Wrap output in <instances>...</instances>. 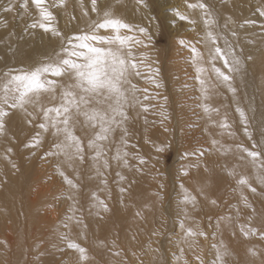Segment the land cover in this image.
Segmentation results:
<instances>
[{
	"label": "rangeland",
	"instance_id": "374dc122",
	"mask_svg": "<svg viewBox=\"0 0 264 264\" xmlns=\"http://www.w3.org/2000/svg\"><path fill=\"white\" fill-rule=\"evenodd\" d=\"M216 1L217 2H214L210 5L204 0H140V2H138V0H96V10L93 11L92 0H47L45 6L49 11L52 12L53 16L55 17L53 27L56 29V31L62 34L61 37L53 35L52 32H45L39 26L32 27L33 24L38 25L39 13L35 6L32 4L31 0H27V10L23 7L25 0H0V75L6 72L18 73L21 70L28 71L35 68L36 66L40 65L43 62H46L49 58L54 57L58 52H60L61 45L65 44L68 39L75 35H79L83 32L88 31L90 25L93 22L99 21L103 18L105 11L110 12L113 17L117 16L118 11H122L121 20L124 23L129 24L132 28V32L124 34L134 35L135 33V35H137L135 37L143 41V44H138L137 46H135V48L138 52L143 51L146 55V62L143 63L140 57L138 58L137 62L139 63L140 61L139 64L142 69V72L141 70H139L141 73L140 76L142 77V79H145L142 85H149H147L148 88L146 87V85L144 86L146 88H144L140 84V87L137 86V89L139 98L142 102L147 103L146 105L149 107V113L151 115V122L147 127V130L149 132L148 134H150V131L157 130L156 133H152L153 137H149L147 135V137L144 138V130L142 135L136 128V134L139 135H136V137L134 136V140L132 139V146L131 150H129L128 152L127 161L130 167V171H134L135 182L134 184H132V186L134 189L135 187L138 189V194L136 196L137 199L131 205V214L133 216L131 215L125 221H123L121 216L118 215L116 209L117 206H115L116 200L114 196L116 188L119 185L116 182V173L119 169V166L118 164H116L117 161L115 158L113 143L109 146L108 152H104L106 155H104L103 159H106L108 161V167L104 168L101 166L100 172L103 174L100 175L97 173V171H95L97 170L96 166L98 164L97 161L93 160V156L95 155V153L91 155L92 152H90L89 148L87 147L89 141L81 140L85 149L83 152V160H76L75 162H73V165L74 163L76 164L77 162H79L80 166L76 169L72 165L73 170H70L71 166L69 167V169L63 168L62 166L65 167V165L60 164V162H58L55 158L51 159L52 157L48 156L49 152L54 150L55 148V143H52V145L49 143L50 133L44 140L45 142H40L42 145L39 144L38 147H33V149L29 151L24 150V143L32 144L34 138L36 137V129L32 128L28 136L24 139L19 138V135H21L20 132H22L20 128H17V134L12 135V133H10V136H7L8 143L5 147V152L7 154L6 157H8L6 161L7 185L3 189L1 188L5 196L4 199L6 204L5 202H0V250H3L0 251V255H2L0 256V264H14L17 261L19 262H17V264H23L24 262V264H34L35 262V264H68V262L70 264H72V262L73 264H123V262L124 264H218L216 252L217 248H220L223 252L227 251L228 254H236L238 250H241V247L245 250L244 247H246V245H249L248 247L255 249L257 248V246H259V249H257L259 251L254 255L256 258L258 257L260 259L264 257V253H262L260 250V245L264 243V238H262L264 237V221H254L252 219L253 216L249 218L246 215V219L245 221H243L244 217L242 216V213V217L240 218L241 220L237 218L235 223L231 218H227L230 215V210L224 208L223 205L226 204V202L230 201V204L233 203L235 205L244 202L245 207L247 200H249L244 195V189L246 185H243V190L240 191L239 194V192L236 190L233 180H231V174L227 172L226 168L221 167V165H219V162L213 163L212 161L211 164L209 159H212V154H210V157L207 156V154L211 153V151L203 149L206 145V142L200 139V136L196 137L195 135H193V131L196 130L197 125V122L194 120L197 116H199L198 108H196L198 97L195 91V83L193 81L195 75L192 74V71H190L186 64L181 63L183 60L189 61V56H186V59L184 58L182 60H178V56L176 55L175 50L177 48L174 41L178 40V36H176V31L173 26L180 25L182 28L185 26L184 21H182L175 13L178 11L180 15L186 16V7H188L189 4L196 3H204L206 5L208 4L207 10L216 9L214 11L216 13L218 11L217 9H219V7L221 6L223 7L224 4L226 6V3L229 0ZM6 7L12 8V10L6 11ZM227 8L231 14L230 30L232 34L235 35L236 39L233 43V46L236 48L238 58L242 64V68H245L246 72L252 74L251 77L253 81V88L251 89V91H253L252 94H250L252 96V98L250 99L252 100L251 107H253L256 112L264 111V74L263 77L260 76V70H262V73H264V21H261L260 23L257 19L261 11H264V0H237V2L232 5L231 8H229V6ZM198 9L202 10L199 7ZM85 13H87V15H85ZM259 24H262L263 26H259ZM140 28L146 29L148 35L145 36L144 34L140 33ZM185 30V35L188 34V37H193V39H195L196 41L198 40L199 42L204 33L200 28L195 30L192 25H190V27L188 26V28H185ZM261 32L263 33L262 35ZM259 34L261 35V38L263 37L262 40H259ZM252 43L253 46H251ZM144 45H147L148 47H145ZM241 54L243 55V57ZM206 68L208 67L206 66ZM209 72H206L207 74H205L208 75L206 85L208 88L209 101L211 103V106L215 109V111H213L212 113V121L220 124V121L225 122L226 120L228 122L227 124L229 125V123H231V120H233V117H229V115L226 116L224 110L219 109V101L220 99L224 98V96L226 97V94L219 88L215 87V84L212 83V78H209ZM180 76L182 77V79ZM175 80H177L178 82ZM157 85H159V87H156ZM181 86H184V88H180ZM149 87H151L152 89L150 88V90ZM176 88H178L179 92ZM152 90L153 92L156 91L154 92L155 94L151 92ZM189 90L192 93L189 92ZM192 95L194 96L192 97ZM181 96H183L184 98H181ZM176 98H181L182 101L181 99L178 100ZM185 99L189 100L186 101ZM157 100L158 102H156ZM5 109L6 111L10 110V108L7 106H5ZM183 113L186 115H184ZM222 118L223 120H221ZM177 120L180 122V126L177 125ZM248 120L249 119L246 117V122L249 125L250 130L249 134H253L251 137L255 138L256 136H254V132L252 129L253 122L252 120ZM189 122H191L193 127ZM185 125L190 126L184 129ZM184 132H187L188 134L187 139H184ZM168 133L169 135L172 134V136H169ZM75 134L78 136L80 133L78 130H75ZM223 134H225V138L227 137V134L228 136L230 135V137H228L230 140L233 138L239 143V149L229 151V154L235 159L237 157H243L244 152L242 153V155L240 154V151L242 152L244 148V144L242 143L240 137V130L236 129L235 127H231L229 131H226V133L224 131ZM180 135L183 136L181 137ZM191 135L192 137H190ZM10 138L12 139V141L9 140ZM171 140H173V142ZM255 142L257 143V141ZM194 143H196L198 146L196 144L192 146ZM49 146L50 148H47ZM241 148L242 150H240ZM184 150H186L185 155L183 154ZM109 151L111 153H109ZM17 156H19L20 158L17 159ZM26 159L28 161H26ZM103 159L99 162L100 164H102ZM179 159H182L184 164H181L182 162ZM141 160H143L144 162L141 163ZM15 161L16 163L18 162V165L15 163ZM199 163L200 165H198ZM209 163L211 167H209ZM58 165L62 166L59 167ZM186 166L188 167V169L185 168ZM10 167L11 169H9ZM58 167L60 168V170H64L65 173L68 174L65 175L68 178L72 179L74 183H78V188L73 189L69 187L65 183V181L63 183L64 179L62 177L60 178L59 172L56 171ZM228 167L230 166H227V168ZM223 169L225 170V174L223 172ZM187 170L203 173V177H208L209 181V190L206 191V194L197 193L196 195H194V193L189 190L190 188L186 189L187 193L190 192L189 194L192 197H195V199L197 198L195 201L198 202L197 206H194L193 208V213L188 215L190 218L189 221L187 220L188 216L185 214V207H183L185 205L182 202L183 188L181 187L184 184L188 183V178H186L187 176L185 177V174H183V172ZM10 171L12 172L9 173ZM190 171L189 173H192ZM69 172L71 173V175ZM77 172H79V174ZM131 175L133 174L131 173ZM93 176L95 177L93 178ZM179 176L182 179L179 178ZM37 178H40L38 180L41 181H36ZM183 178H186V180H184ZM240 178L243 177H238L236 178V180H239ZM97 181L99 182L97 183ZM40 185L43 187H41ZM247 185V189L251 187L250 181H248ZM66 188H68L69 190H65ZM71 189H73V191H71ZM122 189H125V185L122 186ZM56 192L57 195H55ZM75 192L78 194V196H76L77 194ZM237 193L238 198L236 197ZM37 194L40 196H38ZM71 194L74 195L73 198ZM80 194L82 195L79 197ZM95 194L97 197H99V199H102L105 202L108 208L107 211H104L97 206L96 208H93L95 205H97V200L93 198ZM108 194L112 195L109 199H107L106 197ZM52 196L53 200L52 198L48 200ZM240 196H242L243 198H240ZM28 197H31L30 200H27L29 199ZM204 197L206 200L203 199ZM208 197L211 199L212 203L210 202V200H207ZM76 198H78V200H76ZM71 199L77 201L79 204H77L75 201H71ZM212 200L215 201L216 204L213 203ZM260 200L256 199L255 201H257V203H260ZM39 201H41L40 207L36 208L39 205ZM46 201L48 202L46 203ZM73 202H75V204H73ZM80 202L85 207H82ZM68 203H70L71 205L69 206ZM221 203L223 204L221 205ZM72 205H77L78 207L75 208V206L73 207ZM41 208L43 209V211ZM74 208L76 209V211ZM82 208L84 209L82 210ZM231 208H233V206ZM66 209L70 210L68 211ZM71 209H74V211H72ZM36 211H39L40 213ZM95 211L99 212L94 213ZM19 213L23 214L20 215ZM73 214L74 217L76 215L77 217L74 218ZM94 214H96V216H94ZM97 214L99 217L97 216ZM183 214L186 215V217H184ZM62 217L64 218V220H62ZM92 217H95L94 219H96L97 221L93 222ZM67 218H69V220ZM18 220L20 221L18 222ZM70 221H74L75 224L71 223ZM186 221L189 226L188 224H186ZM80 222L83 223L80 224ZM243 222H245L246 224ZM30 223L31 227L29 226ZM78 223L79 225H77ZM14 224L18 226H15ZM181 224L185 225V228H181ZM241 224L245 225L242 226ZM95 225L97 227L96 232ZM77 226H79L80 230ZM69 227L71 231L69 230ZM75 227H77L79 231L82 230V232L79 233V231ZM190 227L195 235H193L192 237L190 236L191 241L187 243L185 247L181 248L180 232H182L184 229H189ZM242 227L245 232L247 231L249 236L245 235L244 231H241ZM21 228L22 231L20 230ZM67 229L69 232L67 231ZM16 230L18 232L21 231L22 233H20L22 234V236H24V238L21 236V234L16 235L18 233ZM37 230L39 232H37ZM66 231L68 232V234ZM200 233H203V235H201ZM73 234H76V239L74 238L72 240V238L74 237ZM81 234L83 235L82 238L85 243H83V240L81 239ZM64 235L67 236L65 237ZM246 236L248 238H246ZM20 237L21 239H19ZM64 238L67 240L65 241ZM13 239H15L16 241L18 239L21 240L20 246L23 247H21V250L20 247H17L19 246L18 243L20 241L18 240L19 242L17 241V243ZM13 241H15L18 245ZM94 241L96 244L94 243ZM233 241L235 242L233 243ZM67 242L78 243L85 249L87 247L86 250L89 259L86 262H82L80 258L78 259L79 253H77L75 250H67ZM254 242H256L257 244H252ZM190 243L192 244L190 245ZM236 244L238 245V247L236 246ZM26 246L28 247L26 248ZM29 246L31 247V249ZM65 246H67V249ZM230 247H232L234 250L236 249V251H234ZM18 249L21 252H18ZM51 249L52 251H50ZM181 249H183V252H181ZM228 249H230V252H228ZM13 251H15L14 253L16 255H13ZM17 253H19L18 257ZM73 253H76L75 255L77 257L74 256ZM26 254L28 256H26ZM114 254L115 256H113ZM248 254L251 258H255L254 256H252V254ZM69 255H71L72 260L69 258ZM132 255L133 257L130 258V256ZM38 256H40V258ZM226 256H223L224 264H241L240 261H233L232 258H228ZM197 257H199V259H197ZM20 258H22V262L20 261ZM13 259H17V261ZM126 259L129 263L126 261ZM131 259L133 260V262L131 261ZM99 261L101 263H99Z\"/></svg>",
	"mask_w": 264,
	"mask_h": 264
},
{
	"label": "snow or ice",
	"instance_id": "6c2138e0",
	"mask_svg": "<svg viewBox=\"0 0 264 264\" xmlns=\"http://www.w3.org/2000/svg\"><path fill=\"white\" fill-rule=\"evenodd\" d=\"M31 2L39 13L38 25L33 24L32 27L39 26L45 32H52L53 35L62 37V34L53 27L55 17L45 6L47 0H31ZM92 4L93 11H95L96 0H92ZM23 7L27 10V0H25ZM188 7H199L204 10L206 17L204 25L208 30L202 37V41L208 48L207 56L211 66L210 70L218 81L228 84L230 90L235 92V89L231 88L230 81L232 80L231 73L240 69L239 58L231 48L225 51L219 45L218 35L211 30V26L216 21L211 18V14L207 11V5L198 3L189 4ZM5 10L11 11L12 8L6 7ZM175 14L181 20H188V17L180 15L178 11ZM261 15H264V11H261ZM189 23H194V21H189ZM102 31L104 34H101ZM130 32H132V28L129 24L105 11L101 20L93 22L88 31L68 39L65 44L61 45V51L46 62L28 71L6 72L0 75V134L4 132V117L8 115L5 106L25 109V105H39L42 113V122L38 125L39 129L43 133L52 130L53 135L58 138L54 144L56 151L50 154L63 156L65 163L72 166L74 161L83 160L84 145L81 138L75 134V128L80 123L79 118L83 117L84 124L89 129L95 130L87 147L95 150L93 160L98 162L97 173L102 175L100 167H108V161L103 159L105 153L102 142L109 140L112 133L124 125L128 119L126 109L138 102L135 95L136 86L131 83L130 77L140 75V65L137 63L132 49L137 44H143V41L132 35L122 34ZM139 32L145 36L148 35L144 28H140ZM180 43L185 44L184 41H180ZM227 43L225 40L226 45ZM144 46L147 47V45ZM185 47H188L191 52L190 62L195 68V78L201 85L202 97L207 99L208 88L205 86L204 74L209 69L200 63L204 59V55L193 45H185ZM217 60L223 62L222 68L226 69L227 72L216 66ZM45 96L49 101L58 100L59 102L44 107L40 101ZM202 107L205 113L212 111L207 105H202ZM237 111L242 120L246 122L245 113L239 108ZM28 115L31 116L32 114L28 113ZM28 123L31 124V120ZM221 126L227 128L228 124L225 121ZM40 135V133L37 134L30 145L31 147L39 146ZM213 143L216 142L213 141ZM243 150L253 163L260 157L259 152ZM127 155V152L121 154L118 150L115 158L121 160ZM102 159L103 162L100 164ZM123 162L127 166V160L123 159ZM143 162L141 160V163ZM261 167H264V161L261 162ZM57 171L69 187L78 188V185L68 178L59 167ZM237 182L240 185L248 184L246 178H240ZM261 183H264V179H261ZM251 190L255 192V188ZM95 199L97 200V207L104 211L108 210L102 199L99 197H95ZM194 201L195 197H192L185 190L182 202L187 204ZM181 228H184L183 224H181ZM241 231H244L243 227ZM200 234L203 235V233ZM186 235L193 236L195 233L189 228L186 230ZM245 235L248 233L245 232ZM68 248L79 253L82 262L89 259L87 250L79 244L69 242ZM216 252L218 264H224L223 256L226 253L220 248H217Z\"/></svg>",
	"mask_w": 264,
	"mask_h": 264
},
{
	"label": "bare ground",
	"instance_id": "6f19581e",
	"mask_svg": "<svg viewBox=\"0 0 264 264\" xmlns=\"http://www.w3.org/2000/svg\"><path fill=\"white\" fill-rule=\"evenodd\" d=\"M205 2H207V3H209L210 5L211 4H213L214 2H217L216 0H204ZM237 2V0H229L227 3H226V6H225V4L223 5V7L221 6V7H219V9H217L218 11L215 13L214 11L216 10H212V9H208L207 11L211 14V18H214L215 19V21H216V23L213 25V26H211V30L214 32V33H216L217 35H218V37H219V45L222 47V48H224L225 49V51H227V49L228 48H231L234 52H235V54H236V56L238 57V54H237V51H236V48L233 46V43H234V41L236 40L235 39V35L234 34H232V32H231V30H230V21H231V14H230V12H229V10H228V6H229V8H231L232 7V5H234L235 3ZM197 4V3H196ZM208 5V4H207ZM211 7V6H210ZM215 7V6H214ZM121 12L122 11H118V13H117V16L115 17V18H118V19H120L121 20ZM186 17H188V20H182V21H184V24H185V26L182 28L180 25L178 26V25H175V26H173L174 28H175V31H176V36H178V40H175L174 42H175V46H176V48L177 49H175L176 50V55L178 56L177 57V59L178 60H182V59H184L186 56H189V61H182L181 63H183V64H186V66L190 69V71H192V74L193 75H195V77H196V72H195V68L192 66V64H191V62H190V60H191V52H190V50H189V48L188 47H185V45H193V46H195V47H197L200 51H201V53L204 55V59L202 60V61H200V63H202L203 64V66L204 67H208L209 69L211 68V66H210V64L208 63V56H207V51H208V48L205 46V44L203 43V41H202V37L205 35V33H206V31L208 30L206 27H205V25H204V19L206 18L205 17V15H204V11H202V10H199L198 9V7L197 8H189V7H186ZM259 14V13H258ZM257 19H258V21L261 23V21H264V15H261V13L258 15V17H257ZM189 21H194V23H189ZM233 22V21H232ZM190 25H192V27L195 29V30H197L198 28H200L204 33H203V36L201 37V40H200V42L198 41H196L195 39H193V37H188V34H186L185 35V31L187 30H185V28H188V26L190 27ZM262 24H259V26H261ZM251 26V25H250ZM263 26V25H262ZM249 27V26H248ZM254 27H255V25H254ZM264 27V26H263ZM246 28V27H245ZM261 28V27H260ZM200 30V31H201ZM183 31H184V33H183ZM201 31V32H202ZM103 32V31H102ZM194 32V31H193ZM257 32V31H256ZM101 34H103V33H101ZM122 34H124V33H122ZM195 34V33H194ZM202 34V33H201ZM254 34V33H253ZM263 33L261 32V35H262ZM261 35L259 34L258 35V37H259V40H262L263 39V37L261 38ZM132 36H137V35H135V33H134V35H132ZM175 36V37H176ZM252 36V35H251ZM174 37V38H175ZM251 38V37H250ZM225 40H227V45L225 44ZM180 41H184L185 42V44L184 45H182L181 43H180ZM248 42V41H247ZM255 42H257V41H255ZM171 43V42H170ZM197 43V44H196ZM250 43H251V41H250ZM145 44V43H144ZM249 44V43H248ZM255 44H257V43H255ZM255 44H254V46H255ZM260 44V43H259ZM138 45V44H137ZM137 45H135V46H137ZM135 46L133 47V49H132V51H133V55L135 56V58H136V61H138V58L140 57V59L142 60V62L144 63V62H146L145 61V54H144V52L143 51H137V49L135 48ZM248 46V45H247ZM251 46H253V43H252V45ZM260 46V45H259ZM148 47V46H147ZM261 47H263V46H261ZM145 48V47H144ZM143 48V49H144ZM174 48V47H173ZM252 48V47H251ZM254 48V47H253ZM258 49V48H257ZM260 50V49H259ZM258 50V51H259ZM264 51V50H263ZM252 52V51H251ZM260 53H262V52H260ZM264 53V52H263ZM242 55V54H241ZM261 56V55H260ZM263 56H264V54H263ZM242 57H243V55H242ZM186 59V58H185ZM242 59V58H241ZM244 59V58H243ZM252 60H253V58H252ZM149 61V60H148ZM174 62V61H173ZM138 63V62H137ZM139 63H140V61H139ZM138 63V64H139ZM142 63V64H143ZM157 63V62H156ZM180 63V64H181ZM216 66L217 67H221L222 68V64H223V62L222 61H220V60H217L216 62ZM175 64V63H174ZM140 65V64H139ZM246 66V65H245ZM154 67V66H153ZM182 67V66H181ZM180 67V68H181ZM186 67V68H187ZM147 68V67H146ZM249 68V67H248ZM145 69V68H144ZM167 69V68H166ZM183 69V68H182ZM182 69H181V71H182ZM139 70H141V72H142V69H141V67H139ZM222 70H224L225 72H227V70L226 69H223L222 68ZM167 71V70H166ZM181 71H180V73H181ZM145 72V71H144ZM156 72V71H155ZM169 72H171V71H169ZM209 72V71H208ZM207 72V73H208ZM206 73V74H207ZM210 74H209V78H212V83H214L215 84V87H217V88H219L222 92H224L225 94H226V97L224 96V98H222V99H220V101H219V109H222V110H224V112H225V114H226V116L227 115H229V117H233V120H231V123H229V125H228V127L227 128H225V127H222L221 125L224 123V121H220V124H218V123H215V122H213L212 121V113H213V111H215V109H214V107H212L211 106V103H210V101H209V97L207 98V99H204L203 97H202V94H201V91H200V89H201V85L199 84V82L197 81V79L196 78H194V83H195V91H196V93H197V97H198V102H197V104H196V108H198V114H199V116H197L196 117V119L194 120V121H196L197 122V125H196V130H194L193 131V135H195L196 137H198V136H200V139H202V140H204V142H206V145H205V147L203 148V149H206L207 151H211V153H209V154H207V156H209L210 157V154H212V159H209L210 160V162H211V164H212V161H213V163L215 162H219V165H221V167H224V168H226L227 169V172H229L230 174H231V180H233V183H234V185H235V187H236V190L239 192V194H240V191H242L243 190V185H240V184H238V180H236V178H238V177H243V178H246L247 179V181H250V183H251V187H249L248 189H247V186L248 185H246V187H245V191H244V195H245V197L247 198V199H249V200H247V203H246V205H245V207H244V202H241L240 204H238V205H235V204H230V201H228V202H226V204H224L223 206H224V208H227L228 210H230L229 212H230V215L229 216H231V217H227V218H231L233 221H234V223H235V221H236V219L237 218H241L242 216L244 217V220L243 221H245V215L246 216H248L249 218L251 217V216H253L252 217V219L254 220V221H257V220H259V221H264V183H261V179H264V167H261V162L262 161H264V111H259V112H256L254 109H253V107H251V102H252V100H250L251 98H252V96L250 95V94H252V91H251V89L253 88L252 87V83H253V81H252V74L251 73H248V72H246L245 71V68L243 69L242 68V64H240V69H239V71H236V72H234V73H231V76H232V80L230 81V85H231V88H234L235 89V91L236 92H233V91H231L230 90V88H229V85L228 84H225V83H223V82H221V81H218L216 78H215V75H214V73H212L211 72V70H210V72H209ZM141 74V73H140ZM146 74V73H145ZM206 74H204V79L206 80V83H207V77H208V75H206ZM263 74L264 73H262V70H260V76L261 77H263ZM181 75V74H180ZM173 76H174V74H173ZM172 76V77H173ZM176 76V75H175ZM181 77V76H180ZM179 77V78H180ZM130 79H131V83L133 84V85H135L136 86V92H135V95H136V98H137V103H135V104H133L132 106H130V107H128L127 109H126V111H127V115H128V119L124 122V125L121 127V128H118V129H116L113 133H112V135L110 136V138H109V140H107V141H104V142H102V144H103V148H104V152L106 153V152H108V148H109V146L113 143V147H114V153H115V157H116V153H117V151L119 150L120 152H121V154L123 153V152H129V150H131V146H132V139L134 140V136L136 137V130L138 129V131H139V133H141L142 135H143V130H144V135H145V137L144 138H146L147 137V135L149 136V137H153V134L152 133H156L157 132V130H153V131H150V134H148L149 132H148V130H147V127L150 125V122H151V115H150V113H149V107L146 105L147 103H145V102H142L141 101V99L139 98V95H138V89H137V86H139L140 84L142 85L143 83H144V80L145 79H142V77L139 75V76H132V77H130ZM173 79V78H172ZM181 79H182V77H181ZM184 79V78H183ZM186 80V79H185ZM191 80V81H192ZM150 81V80H149ZM175 81H177V80H175ZM181 81V80H180ZM178 82V81H177ZM188 82V81H187ZM148 83V82H147ZM183 83V82H182ZM181 83V84H182ZM189 83V82H188ZM166 84V83H165ZM164 84V85H165ZM146 84H144V86H145ZM147 85H149V84H147ZM146 85V87L148 88V86ZM151 85V84H150ZM152 85H154V84H152ZM171 85V84H170ZM179 85V84H178ZM185 85V84H184ZM188 85H190V84H188ZM143 85H142V87H144ZM206 87H207V85H205ZM140 87V86H139ZM146 87H144V88H146ZM152 87V86H151ZM151 87H149V89L151 88ZM154 87V86H153ZM157 87V86H156ZM161 87V86H160ZM184 88V86H181L180 88ZM190 87H192V86H190ZM173 88V87H172ZM179 88V87H178ZM178 88H176L177 89V91L179 92V90H178ZM182 88V89H183ZM152 89V88H151ZM150 89V90H151ZM154 89V88H153ZM181 89V90H182ZM189 89V88H188ZM163 90V89H162ZM185 90V89H184ZM183 90V91H184ZM187 90V89H186ZM192 90V89H191ZM59 91V90H58ZM193 91V90H192ZM143 92V91H142ZM145 92V91H144ZM151 92H153V90L151 91ZM154 92H156V91H154ZM153 92V93H154ZM173 92V91H172ZM177 92V93H178ZM189 92H191L190 90H189ZM188 92V93H189ZM185 93V92H184ZM192 93V92H191ZM145 94V93H144ZM148 94V93H147ZM152 94V93H151ZM155 94V93H154ZM165 94V93H164ZM221 94V93H220ZM238 94V95H237ZM141 95V94H140ZM182 95V94H181ZM187 95V94H186ZM167 96V95H166ZM185 96V95H184ZM189 96H191V95H189ZM194 95H192V97H193ZM158 97V96H157ZM156 97V98H157ZM183 96H181V98H182ZM187 97V96H186ZM155 98V97H154ZM181 98H179V99H181ZM184 98V97H183ZM188 98V97H187ZM195 98V97H194ZM212 98V97H211ZM160 99V98H159ZM176 99H178V98H176ZM178 99V100H179ZM193 99V98H192ZM165 100H167V99H165ZM164 100V101H165ZM173 100V99H172ZM186 100V99H185ZM189 100V99H188ZM188 100H186V101H188ZM191 100V99H190ZM181 101H182V99H181ZM194 101V100H193ZM59 101L57 100V101H49L48 99H47V97L45 96V97H42V99H41V101H40V103L44 106V107H47V106H51V105H53V104H56V103H58ZM156 102H158V100L156 101ZM160 102V101H159ZM161 102H162V100H161ZM160 102V103H161ZM190 102V101H189ZM195 102V101H194ZM177 103H179V102H177ZM186 104H190V103H186ZM192 104V103H191ZM195 104V103H194ZM161 105H163V104H161ZM175 105V104H174ZM179 105V104H178ZM183 105V104H182ZM202 105H207L210 109H212V111L211 112H209V113H205L204 112V109H203V107H202ZM186 106V105H185ZM158 107H160V106H158ZM164 107V106H163ZM177 107V106H176ZM257 107V106H256ZM10 108V107H9ZM155 108V107H154ZM178 108V107H177ZM180 108V107H179ZM192 108H193V106H192ZM241 109L244 113H245V116L249 119V120H252V122H253V127H252V129H253V132H254V136H256L255 138H253V137H251L252 135H250L249 134V125L247 124V122H245L244 120H242V118H241V116H240V113L237 111V109ZM145 109H147V110H145ZM189 109V108H188ZM6 110V109H5ZM193 110V109H192ZM178 111V110H177ZM196 111V110H195ZM8 112V115L7 116H5L4 117V123H5V128H4V132H3V134H0V202L1 203H4L5 202V196H4V194H3V192H2V190H1V188L3 189L6 185H7V177H6V173H7V164H6V161H7V159H8V157H6L7 156V154H6V150H5V147H6V144L8 143L7 142V136H10L9 134L10 133H12V135H15V134H17V128H20V130L22 131V132H20L21 133V135H19V138L20 139H24L25 137H27L28 136V134L30 133V131H31V129L33 128V129H36L35 130V136H37V134L38 133H40L41 135H40V140H41V143L42 142H45L44 140L46 139V137H47V135L50 133V137H49V143L52 145V143H55L56 141H57V137H55L54 135H53V132H52V130H50L49 132H47V133H43L42 132V130L41 129H39V127H38V125H39V123H41L42 122V113L40 112V108H39V105H33V104H29V105H25V109H19V108H10V110L9 111H7ZM28 113H31L32 115L31 116H29L28 115ZM184 114V113H183ZM194 114H195V112H194ZM216 114V113H215ZM224 114V115H225ZM184 115H186V114H184ZM196 116V115H195ZM161 119V118H160ZM29 120H31V124H29L28 123V121ZM79 120H80V123L76 126V128H75V130H78L79 131V135H78V137H80L81 138V140H86V141H89L91 138H92V136H93V132L95 131V130H93V129H89L85 124H84V121H83V117H80L79 118ZM187 120V119H186ZM221 120H223V118L221 119ZM248 120V121H249ZM176 121V120H175ZM185 121V120H184ZM226 121V120H225ZM171 122V121H170ZM227 122V121H226ZM190 123V125H192L191 124V122H189ZM228 123V122H227ZM194 124V123H193ZM166 125H168V124H166ZM177 125L178 126H180V122L177 120ZM190 125H185L184 126V129H186L188 126H190ZM195 126V125H194ZM154 127V126H153ZM176 127V126H175ZM192 127H193V125H192ZM231 127H235L236 129H239L240 130V133H241V141H242V143L244 144L243 146H244V148L243 149H247L248 151H256V152H259L260 153V158H258V160L255 162V163H253V161H252V159L250 158V157H248L247 156V153L243 150L242 152L240 151V154L242 155V153L244 152V155H243V157H237L236 159L235 158H233L230 154H229V151H233L234 149H239V146H238V141H236L235 139H229L228 137H230V135L228 136V134L226 135L227 137L225 138V134H223V132L225 131V133H226V131H229L230 130V128ZM137 128V129H136ZM140 130H141V132H140ZM187 130H189V129H187ZM191 130V129H190ZM232 130V129H231ZM166 131V130H165ZM77 133V132H76ZM169 133H170V131H169ZM169 133H168V135H169ZM191 133H192V131H191ZM129 134H130V136H129ZM11 135V136H12ZM139 135V134H138ZM137 135V136H138ZM166 135H167V132H166ZM187 132H184V139H187ZM23 136V137H22ZM169 136H172V134L171 135H169ZM181 136V135H180ZM183 136V135H182ZM181 136V137H182ZM113 137V138H112ZM190 137H192V135L190 136ZM161 138H163V137H161ZM189 138V137H188ZM183 139V138H182ZM190 139V138H189ZM225 139H227V140H225ZM10 141H12V139L10 138L9 139ZM8 140V141H9ZM168 140V139H167ZM172 142H173V140H171ZM184 141H186V140H184ZM192 141V140H191ZM213 141H215L216 143H213ZM255 141H257V143L255 142ZM187 142H190V141H187ZM40 143V144H41ZM176 143V142H175ZM196 143H197V141H196ZM196 143H194L192 146H194ZM241 143V142H240ZM11 144V143H10ZM44 144V143H43ZM203 144V143H202ZM21 145V144H20ZM31 145V143H24V150L25 151H29V150H31V149H33V147H31L30 146ZM42 145V144H41ZM173 145H174V143H173ZM177 145V144H176ZM187 145V144H186ZM197 145V144H196ZM198 146V145H197ZM47 148H50V146L49 147H47ZM193 148V147H192ZM195 148H196V146H195ZM202 148V147H201ZM184 149H186V148H184ZM255 149V150H254ZM85 150V149H84ZM89 150H90V152H92L91 153V155H93L94 153H95V150L94 149H91V148H89ZM111 150H112V148H111ZM161 150V149H160ZM159 150V151H160ZM240 150H242V148L240 149ZM56 151V149L54 148V150H52V151H50L49 152V154H48V156L49 157H52L51 159H53V158H55L58 162H60V164H62V165H65V167L64 166H62V165H60V166H62L63 168H68L69 169V167L70 166H68L66 163H65V161H64V158H63V156H57V155H51L50 153H52V152H55ZM185 151L186 150H184L183 151V154L185 155ZM189 151V150H188ZM193 151V150H192ZM191 151V152H192ZM21 152V151H20ZM194 152V151H193ZM13 153V152H12ZM22 153H24V152H22ZM109 153H111L110 151H109ZM142 153V152H141ZM158 153V152H157ZM196 153V152H195ZM39 154V153H38ZM182 154V153H181ZM198 154V153H197ZM106 155V154H105ZM183 155V156H184ZM187 155V154H186ZM190 155V154H189ZM192 155V154H191ZM204 156V155H203ZM31 157V156H30ZM185 157H187V156H185ZM200 157H202V156H200ZM18 158H20L19 156H17V159ZM26 158V157H25ZM127 158H128V155L126 156V157H124L123 159H126L127 160ZM188 158H191V157H188ZM195 158V157H194ZM206 158V157H205ZM228 158V159H227ZM46 159V158H45ZM90 159V158H89ZM115 159V158H114ZM123 159H121V160H117L116 159V161H117V163L116 164H118V166H119V169L117 170V184H119L118 185V187L116 188V191H115V200H116V203H115V206H117V213H118V215L119 216H121V218H122V220L123 221H125L128 217H130L132 214H131V205L134 203V201L137 199L136 198V196H137V194H138V189L135 187V189L133 188V186H132V184H134V182H135V177H134V171L132 170V171H130V167H129V165H128V163H127V166H125L124 165V162H123ZM151 159V158H150ZM202 159V158H201ZM15 160V159H14ZM163 160V159H162ZM180 160V159H179ZM192 160V159H191ZM19 161V160H18ZM26 161H28L27 159H26ZM110 161V160H109ZM115 161V162H116ZM182 163L181 164H184L183 163V161H182V159L180 160ZM194 161V160H193ZM206 161V160H205ZM57 162V163H58ZM75 162V161H74ZM103 162V161H102ZM115 162H114V164H115ZM128 162V161H127ZM187 162V161H186ZM9 163V162H8ZM15 163H16V161H15ZM188 163V162H187ZM186 163V164H187ZM207 163V162H206ZM6 164V165H5ZM17 165H18V162L16 163ZM30 164V163H29ZM54 164H55V162H54ZM21 165V164H20ZM28 165V164H27ZM32 165V164H31ZM45 165V164H44ZM198 165H200V163L198 164ZM209 165H210V163H209ZM214 165V164H213ZM218 165V166H219ZM40 166V165H39ZM41 166H43V165H41ZM59 166V165H58ZM59 166V167H60ZM67 166V167H66ZM80 166V164H79V162H77L76 164L74 163V165H73V167L74 168H76L77 169V167H79ZM115 166V165H114ZM160 166V165H159ZM181 166V165H180ZM185 166V165H184ZM215 166V165H214ZM213 166V167H214ZM227 166H230V167H228L227 168ZM62 167H61V169H62ZM72 166H71V169L70 170H73L72 168H73ZM97 167V166H96ZM95 167V168H96ZM190 167V166H189ZM198 167V166H197ZM209 167H211V165L209 166ZM101 168V167H100ZM186 169H188V167L186 166L185 167ZM204 168V167H203ZM215 168V167H214ZM218 168V167H217ZM9 169H11V167L9 168ZM44 169V168H43ZM116 169V168H115ZM114 169V170H115ZM199 169V168H198ZM212 169V168H211ZM219 169V168H218ZM41 170V169H40ZM46 170H47V168H46ZM93 170V169H92ZM196 170V169H195ZM200 170V169H199ZM28 171H30V170H28ZM42 171V170H41ZM44 171V170H43ZM57 171V170H56ZM55 171V172H56ZM64 171V170H63ZM69 171V170H68ZM95 171H97V170H95ZM189 171L190 170H187V171H182L183 172V174H185V177L186 178H188L187 180H188V183H186V184H184L183 185V190H182V193H183V198H184V195H185V190L186 189H189V190H191L192 191V193H194V195H196L197 193H203V194H206V191H208L209 190V184H208V177H203V173H199L198 171H194V172H192V171H190V172H192V173H189ZM212 171V170H211ZM211 171H210V173H211ZM225 170L223 169V172H224ZM12 171H10L9 173H11ZM46 172V171H45ZM65 172V171H64ZM92 172V171H91ZM28 173V172H27ZM57 173V172H56ZM70 173V172H69ZM78 174H79V172H77ZM77 173H76V175H77ZM131 173L133 174V175H131ZM180 173V172H179ZM43 174V173H42ZM41 174V175H42ZM55 174V173H54ZM65 174H67V173H65ZM90 174V173H89ZM182 174V175H183ZM224 174H225V172H224ZM227 174V173H226ZM68 175V174H67ZM70 175H71V173H70ZM128 176V177H126V176ZM180 175V174H179ZM208 175V174H207ZM212 175V174H211ZM57 176V175H56ZM181 176V175H180ZM179 176V178H181ZM10 177H11V175H10ZM77 177V176H76ZM75 177V178H76ZM79 177V176H78ZM95 176H93V178H94ZM184 177V176H183ZM225 177H226V175H225ZM60 178H61V176H60ZM59 178V179H60ZM186 178L184 179V180H186ZM211 178V177H210ZM229 178V177H228ZM38 179H40V178H37V180L36 181H41V180H38ZM79 179V178H78ZM90 179V178H89ZM182 179V178H181ZM35 180V179H34ZM46 180V179H45ZM58 180V179H57ZM229 180H230V178H229ZM228 180V181H229ZM230 180V181H231ZM92 181V180H91ZM90 181V182H91ZM183 181V180H182ZM225 181V180H224ZM14 182V181H13ZM35 182V181H34ZM96 182V181H95ZM94 182V183H95ZM99 181H97V183H98ZM155 182V181H154ZM16 183V182H15ZM63 183H64V180H63ZM93 183V184H94ZM102 183H104V182H102ZM183 183V182H182ZM230 183V182H229ZM34 184V183H33ZM40 184V183H39ZM62 184V183H61ZM78 184V183H77ZM86 184H87V182H86ZM101 184V183H100ZM99 184V185H100ZM157 184V183H156ZM155 184V185H156ZM66 185V184H65ZM64 185V186H65ZM83 185V184H82ZM123 185H125V189H124V191H121V189H122V186ZM180 185V184H179ZM230 185V184H229ZM41 186V185H40ZM91 186V185H90ZM41 187H43V186H41ZM94 187V186H93ZM126 187H127V191H126ZM229 187V186H228ZM39 188V187H38ZM65 188V187H64ZM102 188V187H101ZM105 188V187H104ZM103 188V189H104ZM227 188V187H226ZM225 188V189H226ZM234 188V187H233ZM252 188H255V192H253L251 189ZM37 189V188H36ZM45 189V188H44ZM68 188H66L65 190H67ZM74 189V188H73ZM73 189H71V191H73ZM112 189V188H111ZM247 189V190H246ZM5 190V189H4ZM7 190V189H6ZM21 190V189H20ZM33 190H35V189H33ZM48 190V189H47ZM69 190V189H68ZM77 190V189H76ZM80 190H81V188H80ZM105 190V189H104ZM103 190V191H104ZM107 190V189H106ZM211 190H212V188H211ZM40 191V190H39ZM50 191V190H49ZM48 191V192H49ZM91 191V190H90ZM102 191V190H101ZM100 191V192H101ZM8 192V191H7ZM6 192V193H7ZM35 192V191H34ZM44 192V191H43ZM77 192V191H76ZM75 192V193H76ZM99 192V193H100ZM6 193H5V195H6ZM9 193V192H8ZM74 193V194H75ZM190 193V192H189ZM236 193V192H235ZM234 193V194H235ZM48 194V193H47ZM77 194V193H76ZM101 194V193H100ZM154 194V193H153ZM208 194V193H207ZM232 194H233V192H232ZM30 195V194H29ZM38 195V194H37ZM55 195H57V192H56V194ZM54 195V196H55ZM66 195V194H65ZM72 195V194H71ZM82 194H80L79 195V197L81 196ZM237 195H238V193L236 194V197H237ZM22 196H23V194H22ZM38 196H40V195H38ZM59 196H61V195H59ZM73 196L74 195H72V198H73ZM76 196H78V194L76 195ZM95 196H96V194H95ZM95 196L93 197V198H95ZM112 195L110 194H108L106 197H107V199H109L110 197H111ZM205 196V195H204ZM208 196V195H207ZM20 197V196H19ZM32 197V196H31ZM30 197V198H31ZM56 197V196H55ZM69 197V196H68ZM97 197V196H96ZM199 197V196H198ZM242 196H240V198H241ZM7 198V197H6ZM18 198V197H17ZM29 198V197H28ZM30 198L29 199H27V200H30ZM45 198V197H44ZM48 198V197H47ZM52 198V200H53V196L52 197H50L48 200H50ZM62 198H64V197H62ZM61 198V199H62ZM70 198V197H69ZM209 198V197H208ZM207 198V200H210V202H211V199L209 198L208 199ZM213 198V197H212ZM225 198H227V197H225ZM238 198V197H237ZM239 198V199H240ZM243 198V197H242ZM21 199V198H20ZM42 199V198H41ZM56 199V198H55ZM60 199V198H59ZM159 199V198H158ZM197 199V198H196ZM195 199V200H196ZM203 199H205V197L203 198ZM256 199H258V200H260V203H257V201H255ZM8 200V199H7ZM6 200V201H7ZM57 200V199H56ZM76 200H78V198H76ZM96 200V199H95ZM112 200H113V198H112ZM206 200V199H205ZM214 200V199H213ZM212 200V201H213ZM23 201H24V199H23ZM26 201V200H25ZM32 201V200H31ZM55 201V200H54ZM58 201H60V200H58ZM71 201H75V200H73V199H71ZM88 201H89V199H88ZM255 201V202H254ZM48 201H46V203H47ZM53 202V201H52ZM62 202V201H61ZM60 202V203H61ZM77 204H79L77 201H75ZM75 202H73V204H75ZM108 202H110V201H108ZM29 203V202H28ZM37 203V202H36ZM67 203V202H66ZM197 201H194L193 203H187V204H185L184 203V205L185 206H183V207H185V214L188 216L189 214H192L193 213V208H194V206H197ZM203 203H204V200H203ZM212 203V202H211ZM5 204H6V202H5ZM12 204V203H11ZM39 204V205H38ZM37 205V207L36 208H38V207H40V204H41V201H39V203H38ZM54 204V203H53ZM56 204V203H55ZM58 204H59V202H58ZM65 204V203H64ZM69 204V206L71 205L70 203H68ZM80 204L82 205V203L80 202ZM94 204H95V202H94ZM215 204H216V202H215ZM214 204V205H215ZM223 203H221V205H222ZM30 205V204H29ZM36 205V204H35ZM203 205V204H202ZM26 206V205H25ZM28 206V205H27ZM44 206V205H43ZM73 206V205H72ZM75 206V205H74ZM73 206V207H74ZM96 206L97 205H95L93 208H96ZM233 206V208H231ZM2 207V206H1ZM14 207V206H13ZM29 207V206H28ZM27 207V208H28ZM76 207H78L77 205L75 206V208ZM82 207H85V206H83L82 205ZM20 208H21V206H20ZM35 208V209H36ZM66 208V207H65ZM74 208V209H75ZM10 209V208H9ZM23 209V208H22ZM29 209V208H28ZM27 209V210H28ZM40 209V208H39ZM42 209V208H41ZM74 209H71L72 211H74ZM78 209V208H77ZM84 208H82V210H83ZM115 209V208H114ZM146 209H148V208H146ZM226 209V210H227ZM17 210V209H16ZM19 210H21V209H19ZM31 210H32V208H31ZM65 210V209H64ZM66 210H70V209H66ZM95 210V209H94ZM98 210V209H97ZM113 210V209H112ZM26 211V210H25ZM42 211H43V209H42ZM46 211V210H45ZM44 211V212H45ZM47 211H48V209H47ZM75 211H76V209H75ZM19 212V211H18ZM27 212H29V211H27ZM36 212H39V211H36ZM71 212V211H70ZM84 212V211H83ZM96 212H99V211H95L94 213H96ZM35 213V212H34ZM40 213V212H39ZM38 213V214H39ZM68 213V212H67ZM72 213V212H71ZM70 213V214H71ZM76 213V212H75ZM74 213V214H75ZM88 213V212H87ZM223 213V212H222ZM241 213H242V216H241ZM20 214V213H19ZM21 214H23V213H21ZM20 214V215H21ZM37 214V215H38ZM44 214H46V213H44ZM69 214V213H68ZM67 214V215H68ZM74 214H73V217H74ZM84 214V213H83ZM1 215V214H0ZM26 215V214H25ZM31 215V214H30ZM49 215V214H48ZM47 215V216H48ZM106 215V214H105ZM186 215H184L183 214V216L184 217H186ZM44 216V215H43ZM51 216V215H50ZM64 216V215H63ZM94 216H96V214H94ZM97 216H98V214H97ZM133 216V215H132ZM28 217V216H27ZM30 217V216H29ZM71 217V216H70ZM69 217V218H70ZM75 217H77V215L75 216ZM74 217V218H75ZM83 217V216H82ZM99 217V216H98ZM19 218V217H18ZM63 218V217H62ZM69 218H67L68 220H69ZM78 218H80V217H78ZM93 218V217H92ZM95 218V217H94ZM93 218V222L94 221H97L96 219H94ZM51 219V218H50ZM54 219V218H53ZM71 219H73V218H71ZM84 219V218H83ZM189 216L187 217V220L189 221ZM0 220H1V218H0ZM23 220V219H22ZM44 220H46V219H44ZM43 220V221H44ZM62 220H64V218L62 219ZM116 220V219H115ZM153 220V219H152ZM241 220V219H240ZM252 220V221H253ZM20 220H18V222H19ZM42 221V222H43ZM66 221V220H65ZM72 221V220H71ZM70 221V222H71ZM75 221V220H74ZM71 222V223H73V224H75V222ZM226 221V220H225ZM250 221V220H249ZM17 222V221H16ZM15 222V223H16ZM31 222V221H30ZM1 223V222H0ZM11 223V222H10ZM32 223V222H31ZM31 223H30V227H31ZM83 222H80V224H82ZM237 223V222H236ZM243 223H245V222H243ZM21 224V223H20ZM23 224H24V222H23ZM29 224V223H28ZM70 224V223H69ZM119 224V223H118ZM117 224V225H118ZM186 224H188L187 223V221H186ZM246 224V223H245ZM245 224H241L242 226L243 225H245ZM15 225V224H14ZM77 225H79V223L77 224ZM100 225V224H99ZM193 225V224H192ZM15 226H18V225H15ZM69 226V225H68ZM71 226V225H70ZM74 226V225H73ZM73 226H72V228H73ZM185 226V225H184ZM188 226H189V224H188ZM23 227V226H22ZM78 227V229L80 230V228H79V226H77ZM77 227H75L76 229H77ZM193 227V226H192ZM235 227V226H234ZM246 227V226H245ZM0 228H1V226H0ZM16 228V227H15ZM71 228V229H72ZM185 228V227H184ZM191 228V227H190ZM249 228V227H248ZM6 229H7V227H6ZM38 229V228H37ZM77 229V230H78ZM120 229H121V227H120ZM188 229V228H187ZM187 229H184L182 232H180V238H181V240H180V243H181V248L182 247H185L186 246V244L187 243H189L190 241H191V237L190 236H187L186 235V230ZM245 229H247V228H245ZM263 229H264V222H263ZM21 231H22V228L20 229ZM69 230H70V227H69ZM73 230V229H72ZM78 230V231H79ZM96 230H97V227H96V225H95V232H96ZM6 231V230H5ZM17 231V230H16ZM21 231H17L18 233L16 234V235H20L22 232ZM27 231V230H26ZM67 231H68V229H67ZM66 231V232H67ZM71 231V230H70ZM77 231V232H78ZM121 231V230H120ZM193 231V230H192ZM195 231V230H194ZM3 232V231H2ZM21 232V233H20ZM25 232V231H24ZM28 232H29V230H28ZM37 232H39L38 230H37ZM69 232V231H68ZM68 232H67V234H68ZM73 232V231H72ZM82 232V230L81 231H79V233H81ZM94 232V233H95ZM232 232H233V230H232ZM245 232V231H244ZM247 232V231H246ZM252 232H254V231H252ZM259 232V231H258ZM43 233V232H42ZM71 233V232H70ZM83 233H85V232H83ZM89 233V232H88ZM226 233V232H225ZM230 233V232H229ZM256 233V232H255ZM254 233V234H255ZM28 234V233H27ZM41 234V233H40ZM231 234V233H230ZM252 234V233H251ZM32 235V234H31ZM59 235V234H58ZM74 235V237L72 238V240L76 237L75 235L76 234H73ZM120 235V234H119ZM264 235V234H263ZM21 236H22V234H21ZM28 236V235H27ZM65 236V235H64ZM67 236V235H66ZM65 236V237H66ZM70 236H71V234H70ZM79 236H80V234H79ZM88 236H89V234H88ZM249 236V235H248ZM17 237H19V236H17ZM23 238H24V236H22ZM29 237V236H28ZM83 235L81 234V239L83 240ZM230 237V236H229ZM232 237V236H231ZM251 237V236H250ZM27 238V237H26ZM68 238H69V235H68ZM96 238V237H95ZM134 238V237H133ZM240 238V237H239ZM242 238H244V237H242ZM246 238H248L247 236H246ZM252 238V237H251ZM250 238V239H251ZM19 239H21V237L19 238ZM18 239V240H19ZM76 239V238H75ZM78 239V238H77ZM80 239V238H79ZM193 239V238H192ZM253 239V238H252ZM13 240H15V239H13ZM17 240V241H18ZM33 240V239H32ZM32 240H29V241H32ZM43 240V239H42ZM64 240L66 241L67 239H65L64 238ZM71 240V241H72ZM81 240V241H82ZM97 240V239H96ZM194 240V239H193ZM16 241V240H15ZM15 241H13L15 244H17L19 241V246H17V247H20V250L23 248L22 246H20L21 244V240H19L17 243L15 242ZM24 241V240H23ZM23 241H22V245H23ZM70 241V240H69ZM75 241V240H74ZM121 241V240H120ZM120 241H119V243H120ZM226 241V240H225ZM251 241V240H250ZM76 242H77V240H76ZM192 242H194V241H192ZM222 242H223V240H222ZM232 242V241H231ZM235 241H233V243H234ZM28 243V242H27ZM31 243V242H30ZM43 243V242H42ZM68 243V242H67ZM66 243V244H67ZM83 243H85L84 242V240H83ZM94 243H95V241H94ZM122 243V242H121ZM238 243V242H237ZM262 243V242H261ZM17 244V245H18ZM40 244V243H39ZM64 244V243H63ZM65 244V245H66ZM78 244V243H77ZM96 244V243H95ZM192 243H190V245H191ZM229 244V243H228ZM249 244V243H248ZM252 244H257L256 242H254V243H252ZM1 245V244H0ZM83 245V244H82ZM87 245V244H86ZM101 245V244H100ZM189 245V244H188ZM3 246V245H2ZM84 246V245H83ZM102 246V245H101ZM101 246H100V248H101ZM122 246V245H121ZM138 246V245H137ZM226 246V245H225ZM236 246L238 247V245L236 244ZM249 246V245H248ZM247 245H246V247H244L245 248V250L241 247V250L239 251L238 250V252L236 253V254H234V253H232V254H228L227 253V251H224V253H227V256H226V254L224 255V256H226V257H228V258H232L233 259V261H240V263L241 264H264V257L262 258V259H260V258H256L255 257V255L254 254H257V252L259 251V250H257V249H259V246H257V248L255 249V248H251V247H248ZM251 246V245H250ZM22 247V248H21ZM28 246H26V248H27ZM30 247V246H29ZM61 247V246H60ZM59 247V248H60ZM66 247V249H67V246H65ZM85 247V246H84ZM111 247V246H110ZM123 247V246H122ZM180 247V246H179ZM233 247H234V245H233ZM248 247V248H247ZM63 248V247H62ZM116 248V247H115ZM189 248H190V246H189ZM231 249H233L232 247H230ZM240 248V247H239ZM260 250H261V252L262 253H264V243L262 244V245H260ZM30 249H31V247H30ZM34 249V248H33ZM70 248H68L67 250H69ZM86 249H87V247H86ZM94 249V248H93ZM119 249V248H118ZM187 249V248H186ZM238 249V248H237ZM36 250V249H35ZM40 250V249H39ZM43 250V249H42ZM71 250H73V249H71ZM71 250H69V251H71ZM115 250V249H114ZM188 250V249H187ZM191 250V249H190ZM223 250H224V248H223ZM226 250H227V248H226ZM230 249H228V252H230L229 251ZM234 250V249H233ZM0 251H3V250H0ZM24 251V250H23ZM50 251H52V249L50 250ZM96 251V250H95ZM123 251V250H122ZM125 251V250H124ZM234 251H236V249L234 250ZM15 251H13L12 253H13V255H16L15 253H14ZM18 252H21V251H19V249H18ZM36 252H38V251H36ZM42 252V251H41ZM41 252H40V254H41ZM105 252V251H104ZM187 252V251H186ZM185 252V253H186ZM1 253V252H0ZM5 253V252H4ZM35 253V252H34ZM66 253V252H65ZM99 253V252H98ZM129 253V252H128ZM248 253H250V254H252V256H254L255 258H251L250 256H249V254ZM2 254H3V252H2ZM6 254V253H5ZM18 254L19 253H17V257H18ZM45 254V253H44ZM50 254V253H49ZM74 254V253H73ZM76 254V253H75ZM74 254V256H76ZM12 255V254H11ZM21 255V254H20ZM19 255V256H20ZM34 255V254H33ZM32 255V256H33ZM63 255V254H62ZM72 255V254H71ZM71 255H69L70 257V259H71ZM0 256H2V255H0ZM10 256V255H9ZM26 256H28L27 254H26ZM65 256V255H64ZM63 256V257H64ZM102 256V255H101ZM113 256H115V254L113 255ZM4 257V256H3ZM17 257H14V258H17ZM21 257V256H20ZM30 257H31V255H30ZM39 258H40V256H38ZM77 257V256H76ZM111 257V256H110ZM131 257H133V255L132 256H130V258ZM225 257V258H226ZM106 258V257H105ZM7 259V258H6ZM19 259V258H18ZM36 259V258H35ZM59 259V258H58ZM78 259H79V254H78ZM78 259H76V260H78ZM109 259V258H108ZM13 260H16L17 261V259H13ZM12 260V261H13ZM22 260V258H20V261ZM32 260V259H31ZM38 260V259H37ZM40 260V259H39ZM54 260V259H53ZM62 260V259H61ZM72 260V259H71ZM117 260V259H116ZM34 261V260H33ZM58 261V260H57ZM56 261V262H57ZM70 261V260H69ZM74 261V260H73ZM101 261H103V260H101ZM126 261H127V259H126ZM131 261L133 262V260L131 259ZM232 261V260H231ZM18 262V261H17ZM17 262H15L14 264H17ZM22 262V261H21ZM27 262H28V260H27ZM39 262V261H38ZM37 262V263H38ZM44 262H45V260H44ZM55 262V263H56ZM128 262V261H127ZM131 262V263H132ZM2 263V262H1ZM6 263H7V260H6ZM19 263V262H18ZM25 263V262H24ZM23 263V264H24ZM36 263V262H35ZM34 263V264H35ZM42 263V262H41ZM66 263V262H65ZM75 263V262H74ZM97 263V262H96ZM99 263H101L100 261H99ZM107 263V262H106ZM129 263V262H128ZM3 264V263H2ZM5 264V263H4ZM30 264V263H29ZM62 264V263H61ZM67 264V263H66ZM68 264H70L69 262H68ZM72 264H73V262H72ZM92 264V263H91ZM95 264V263H94ZM123 264H124V262H123ZM134 264V263H133Z\"/></svg>",
	"mask_w": 264,
	"mask_h": 264
}]
</instances>
